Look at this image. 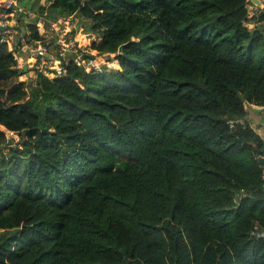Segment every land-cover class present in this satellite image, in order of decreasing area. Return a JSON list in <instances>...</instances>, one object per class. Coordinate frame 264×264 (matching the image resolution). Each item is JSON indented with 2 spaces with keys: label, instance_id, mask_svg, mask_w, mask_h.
Returning a JSON list of instances; mask_svg holds the SVG:
<instances>
[{
  "label": "trees",
  "instance_id": "obj_1",
  "mask_svg": "<svg viewBox=\"0 0 264 264\" xmlns=\"http://www.w3.org/2000/svg\"><path fill=\"white\" fill-rule=\"evenodd\" d=\"M16 3L30 37L38 14L84 19L118 66L27 75L0 43V264H264L246 108L264 107V10L250 27V0Z\"/></svg>",
  "mask_w": 264,
  "mask_h": 264
},
{
  "label": "built area",
  "instance_id": "obj_2",
  "mask_svg": "<svg viewBox=\"0 0 264 264\" xmlns=\"http://www.w3.org/2000/svg\"><path fill=\"white\" fill-rule=\"evenodd\" d=\"M16 1L0 0V43L9 44L16 58V65L23 69L27 66V75H30V72L36 73V71L42 72L48 77L61 75L66 71V63L70 59L75 65L87 71L92 68H101L103 65H110L108 56L114 57L115 53L106 54L91 49L77 38L70 37L68 32L72 28V16H61L54 20L51 22V29L49 30L42 21L43 15L38 14L39 19L36 25L43 38L30 37L29 33L23 31L18 24L17 12L15 11ZM17 10L20 13H26L28 17L36 15L35 11L22 5L18 6ZM59 23L61 25H57ZM51 31H54L55 41L50 40V36L48 37ZM100 55H105L102 61L99 59ZM252 233L264 235V229L255 226Z\"/></svg>",
  "mask_w": 264,
  "mask_h": 264
},
{
  "label": "rangeland",
  "instance_id": "obj_3",
  "mask_svg": "<svg viewBox=\"0 0 264 264\" xmlns=\"http://www.w3.org/2000/svg\"><path fill=\"white\" fill-rule=\"evenodd\" d=\"M19 2L20 5L25 6L29 9H36L38 5L45 3L46 0H17ZM33 19H36V16H32ZM76 19L73 18V23L71 24L72 27H75L73 30V35H71V38H74V35H77V40H79L80 42H82L83 44H87V39H84L83 35H86L87 37L88 34L90 35V31L87 29V24H85V20L80 18L79 16H75ZM43 23L45 24V27L48 28L49 30L51 29V22H53L54 20H47V19H43L42 20ZM57 25H61L60 23ZM63 27V24H62ZM50 36V37H49ZM50 40L55 41L56 37L54 36V31H51V34L48 35ZM54 44H56V42H54ZM103 58H105V55H100L99 59L100 61L103 60ZM110 66L111 67H117L118 66V62L116 60H110ZM255 107L250 108V112H251V118H249L251 124L258 130L261 129L262 130V126H264V114L261 116V118L259 119L258 113L255 110ZM262 133H264V131H261ZM7 137H13V138H18L19 134H17L16 132H8ZM6 150H8L7 147H5Z\"/></svg>",
  "mask_w": 264,
  "mask_h": 264
},
{
  "label": "crops",
  "instance_id": "obj_4",
  "mask_svg": "<svg viewBox=\"0 0 264 264\" xmlns=\"http://www.w3.org/2000/svg\"><path fill=\"white\" fill-rule=\"evenodd\" d=\"M260 1V4H256V3H253L251 2V5H250V11H249V17H252V19H254L252 22L248 23V25L250 27H253L254 25H256V23H260L258 20H257V16L258 14L264 10V6H263V0H259ZM84 39H87V45H88V42L90 39V37H87V36H84ZM103 53H106V52H103ZM106 54H112V53H106ZM252 107H255L257 113H258V116H259V119L261 118V116L264 114V107L262 105H256V104H251V103H246V108L248 109V111H250V108ZM248 116L251 118V112L248 114ZM262 130L264 131V126H262ZM261 129H258L257 131L264 137V133H262Z\"/></svg>",
  "mask_w": 264,
  "mask_h": 264
},
{
  "label": "water",
  "instance_id": "obj_5",
  "mask_svg": "<svg viewBox=\"0 0 264 264\" xmlns=\"http://www.w3.org/2000/svg\"><path fill=\"white\" fill-rule=\"evenodd\" d=\"M251 2H253V3H256V4H260V1L259 0H250ZM24 70L26 71L27 70V66H25L24 67ZM27 74H28V72H27ZM258 149V148H257ZM258 159H259V161H260V163L263 165V167H264V154H260L259 152H258Z\"/></svg>",
  "mask_w": 264,
  "mask_h": 264
}]
</instances>
